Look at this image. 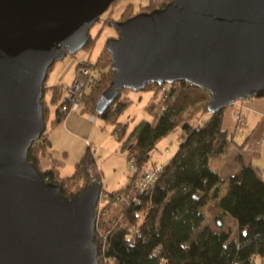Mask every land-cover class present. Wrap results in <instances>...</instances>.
Returning a JSON list of instances; mask_svg holds the SVG:
<instances>
[{
  "label": "water",
  "instance_id": "95a60500",
  "mask_svg": "<svg viewBox=\"0 0 264 264\" xmlns=\"http://www.w3.org/2000/svg\"><path fill=\"white\" fill-rule=\"evenodd\" d=\"M114 0H0V264H100L95 239L103 180L67 195L29 159L47 127L44 84L75 54ZM112 77L95 106L123 89L185 80L208 109L264 96V0H170L111 20Z\"/></svg>",
  "mask_w": 264,
  "mask_h": 264
},
{
  "label": "trees",
  "instance_id": "16d2710c",
  "mask_svg": "<svg viewBox=\"0 0 264 264\" xmlns=\"http://www.w3.org/2000/svg\"><path fill=\"white\" fill-rule=\"evenodd\" d=\"M169 1L149 0L142 10L162 7ZM131 8L128 6L122 13L125 18L135 14ZM95 65L102 69L98 75L93 74L96 83L84 92L82 109L114 123L113 132L122 140L123 147L128 148L127 124L119 117L130 100L121 99L120 92L105 111L95 110L101 92L112 77L111 55L106 47ZM153 85L160 95V110L155 112V122L142 121L137 126L128 158L134 159L138 167L150 165L148 161L158 138L177 126H181L180 142L169 159L161 163L162 170L150 187L142 190L133 177L118 189L103 188L111 196L124 192L126 198L117 206L106 207L107 212L96 227L100 264H264L256 260L257 255H264V174L258 165L246 161L242 153L235 156L240 170L227 176V193L218 200L222 214L235 218L238 238L230 230L217 231L203 224L202 206L219 196L222 179L209 160L228 151L234 139V130L224 123L227 107L210 112L209 91L185 80L162 85L153 82ZM48 89H52L56 98L63 85L44 84L47 127L33 142L28 157L46 180L59 184L65 194L73 195L101 175L95 169L96 159L90 145L72 174H61L58 166L63 161L55 158L50 167H43L42 157L51 154L49 133L69 112L62 108L66 101H61L57 115L52 118L53 125L49 126L44 98ZM156 107V103L150 105L152 111ZM222 214L217 216L221 218Z\"/></svg>",
  "mask_w": 264,
  "mask_h": 264
},
{
  "label": "rangeland",
  "instance_id": "374dc122",
  "mask_svg": "<svg viewBox=\"0 0 264 264\" xmlns=\"http://www.w3.org/2000/svg\"><path fill=\"white\" fill-rule=\"evenodd\" d=\"M148 3L149 0H114L109 6L108 12L102 16L103 19L96 21L91 27L92 40H90V43L75 54L68 53L64 58L56 60L52 64L48 71L45 85H63V89L56 98L52 96V89H48L45 93L44 98L47 101L48 117L50 118L49 126L53 125L52 118L57 115L58 105L61 101L65 100L68 88L76 78L77 70L79 69L78 63L87 61L91 71L95 75H98L102 69L95 65L99 54L105 47L107 39L118 35L116 28L110 21L119 20L120 17L125 18L122 13L128 6L132 7V12L137 13L142 11V8ZM107 18H109V21L106 20ZM150 83L149 88L139 90L126 88L121 91L123 96H127L130 100L128 107L119 117L121 122L127 124L125 137L129 144L128 148L123 147L122 140L113 132L114 123L106 121L99 117V115H97V121L93 123L90 119L91 113L83 110V106H81L78 113L83 114L89 120V123L84 121L77 128L70 127L73 136L69 135L66 137L67 135L61 134L58 144L51 148L52 154L42 157L43 167H50L52 159L55 158L63 161L58 166L61 174H72L76 163L84 154L87 147L91 145L90 147L96 159L95 169L101 175L104 190L111 191L125 186L134 173L132 162L128 158V152L135 143L137 126L142 121L155 122V112L159 111L161 106V103H159L160 95L156 94L153 82ZM239 100H247L250 103L247 107L248 112H252L250 113L251 116L257 113L256 111H264V96ZM153 103L157 104L154 111L150 109V105ZM234 104L231 103L227 106L224 123L234 130L235 146L237 147L231 148L230 151H226L219 156H212L210 158V166L221 173L222 179L219 182V196L210 198L202 206V211L205 216L203 224H208L217 231L230 230L232 236L238 238V227L235 218L229 214H222V209L218 206V200L227 193V173L237 171L235 170V165H239V163L235 161V156L240 151H247V149L253 148L252 146H255V144L260 145L258 141L261 142L263 136L255 131L258 120L250 119L247 127L245 123L236 121L235 115H233ZM58 124L60 123L54 124V128ZM180 132L181 126H177L166 135L158 138L148 161L150 165H159L169 159L180 142ZM87 137L90 143L87 142ZM67 149L68 151L64 152ZM219 214H222L221 218L217 216ZM256 260L260 263L264 262V255H257Z\"/></svg>",
  "mask_w": 264,
  "mask_h": 264
},
{
  "label": "built area",
  "instance_id": "2783aa9c",
  "mask_svg": "<svg viewBox=\"0 0 264 264\" xmlns=\"http://www.w3.org/2000/svg\"><path fill=\"white\" fill-rule=\"evenodd\" d=\"M77 75L72 83V85L68 88L67 97L65 98L66 103L63 105V110H79L82 106V98L84 92L88 91L91 87L95 85L96 81L93 78V72L91 71L90 66L87 61H81L78 63ZM89 88V89H88ZM165 89V88H164ZM121 99L129 100L127 96L121 97ZM236 102V101H235ZM234 103V102H233ZM235 118L237 122L244 123L245 117L240 112H235ZM90 118L95 121L97 119L96 113H91ZM87 142L90 143L89 140ZM258 143H261L258 141ZM132 167L134 170L133 176L135 182L141 186V189L150 187L158 178L163 165H145L142 167H138L134 159H131ZM125 193H116L115 196L109 195L107 192L102 191L99 204L97 205V220L96 227L101 220L102 214L107 212L108 206H117L119 203L125 199Z\"/></svg>",
  "mask_w": 264,
  "mask_h": 264
},
{
  "label": "crops",
  "instance_id": "0c3cea01",
  "mask_svg": "<svg viewBox=\"0 0 264 264\" xmlns=\"http://www.w3.org/2000/svg\"><path fill=\"white\" fill-rule=\"evenodd\" d=\"M234 103H235L234 104L235 107H234L233 115L235 114V112H240V113L244 114L243 115L245 117L244 123H245L246 127L248 126V121L250 119L251 120L254 119L255 121L258 120L257 124H256V130L255 131L259 135L263 136L260 145L255 144V146H252L253 148L247 149V151H240L239 153L243 154L246 161H252L254 164L258 165L260 167L262 173L264 174V111H261V110L256 111L257 113H255L254 115L251 116L250 113H252V112H248V107H247V106H249L250 103L247 100L246 101L239 100V101L234 102ZM84 121L89 123V120L83 114H79L78 110H73V111L68 112L64 121L60 122V124H58V126L54 129H52V131H50V133H49V137L52 141L51 148L54 147V145L58 144V140L61 138V134L64 136L67 135L66 137H68L69 135L73 136V134L70 131L71 130L70 127L77 128ZM91 121L93 123H95L97 121V119L95 121H93L91 119ZM86 139L89 140L88 137ZM235 143L236 142H235V137H234L232 144H231L230 148L228 149V151H230L231 148L237 147V146H235L236 145ZM67 151H68V149L65 150L64 152H67ZM235 161L238 162L236 160V158H235ZM240 168H241L240 163H239V165L238 164L235 165V170L239 171ZM237 171H235V172H237ZM229 174H232V173H227V175H229Z\"/></svg>",
  "mask_w": 264,
  "mask_h": 264
},
{
  "label": "flooded vegetation",
  "instance_id": "af4514ba",
  "mask_svg": "<svg viewBox=\"0 0 264 264\" xmlns=\"http://www.w3.org/2000/svg\"><path fill=\"white\" fill-rule=\"evenodd\" d=\"M107 12H108V9H107L106 11H104V12L100 15V18L98 19V21H99L100 19H103L102 16H103L105 13H107ZM123 19H126V18H122V17L119 18V20H123ZM106 20L109 21V18H107Z\"/></svg>",
  "mask_w": 264,
  "mask_h": 264
},
{
  "label": "bare ground",
  "instance_id": "6f19581e",
  "mask_svg": "<svg viewBox=\"0 0 264 264\" xmlns=\"http://www.w3.org/2000/svg\"><path fill=\"white\" fill-rule=\"evenodd\" d=\"M98 204H99V202H98ZM98 204H97V205H98Z\"/></svg>",
  "mask_w": 264,
  "mask_h": 264
}]
</instances>
